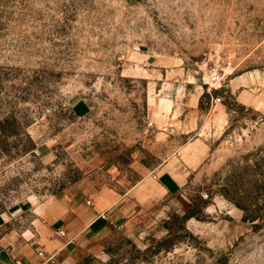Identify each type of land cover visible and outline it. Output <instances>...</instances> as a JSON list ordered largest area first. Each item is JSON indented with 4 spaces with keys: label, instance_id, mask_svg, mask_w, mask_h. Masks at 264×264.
<instances>
[{
    "label": "rangeland",
    "instance_id": "rangeland-1",
    "mask_svg": "<svg viewBox=\"0 0 264 264\" xmlns=\"http://www.w3.org/2000/svg\"><path fill=\"white\" fill-rule=\"evenodd\" d=\"M107 187L52 264H264V0H0V211Z\"/></svg>",
    "mask_w": 264,
    "mask_h": 264
},
{
    "label": "crops",
    "instance_id": "crops-1",
    "mask_svg": "<svg viewBox=\"0 0 264 264\" xmlns=\"http://www.w3.org/2000/svg\"><path fill=\"white\" fill-rule=\"evenodd\" d=\"M87 110L86 104L77 109L83 115ZM154 178L167 193L181 186L182 176L170 170ZM128 195L107 187L87 203L73 204L56 197L41 202L28 200L0 211V264H52L61 252L76 255L85 238L110 224L119 225L122 216L117 209L122 211L128 206Z\"/></svg>",
    "mask_w": 264,
    "mask_h": 264
},
{
    "label": "built area",
    "instance_id": "built-area-1",
    "mask_svg": "<svg viewBox=\"0 0 264 264\" xmlns=\"http://www.w3.org/2000/svg\"><path fill=\"white\" fill-rule=\"evenodd\" d=\"M219 100H220V99H219ZM103 217H104V218H107V215H106V214H103ZM59 233H60L61 235H65V231H63V230H60ZM40 254H42V252H40Z\"/></svg>",
    "mask_w": 264,
    "mask_h": 264
}]
</instances>
